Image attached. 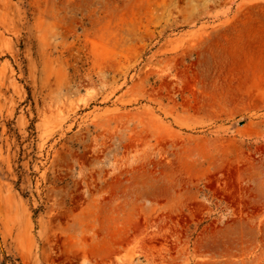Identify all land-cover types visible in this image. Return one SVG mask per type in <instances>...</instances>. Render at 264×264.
I'll list each match as a JSON object with an SVG mask.
<instances>
[{
	"label": "rangeland",
	"instance_id": "obj_1",
	"mask_svg": "<svg viewBox=\"0 0 264 264\" xmlns=\"http://www.w3.org/2000/svg\"><path fill=\"white\" fill-rule=\"evenodd\" d=\"M0 264H264V0H0Z\"/></svg>",
	"mask_w": 264,
	"mask_h": 264
}]
</instances>
